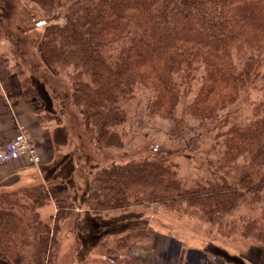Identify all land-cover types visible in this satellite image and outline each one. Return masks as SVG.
Instances as JSON below:
<instances>
[{"label":"trees","instance_id":"trees-1","mask_svg":"<svg viewBox=\"0 0 264 264\" xmlns=\"http://www.w3.org/2000/svg\"><path fill=\"white\" fill-rule=\"evenodd\" d=\"M7 1L6 7L0 6V33L22 57L10 70L9 58L0 54V81L9 90L10 75L19 68L15 70L19 94L37 98L42 86L48 88L37 63L62 85L60 96L53 88L50 95L60 100L61 108L67 103L79 116L84 135L78 138L87 142L90 152L84 162L91 161L96 171L86 187L90 208L156 202L171 209L184 202L189 208L199 207L204 220L226 224V214L258 202L257 215L239 219L244 223L242 233L255 239L264 257V0ZM12 3L20 16L19 23L9 21L16 39L3 25L4 19L12 18ZM25 45L40 62L24 57ZM22 64L26 70L32 67L34 77L25 75ZM194 81L199 83L195 91ZM256 85L261 95L252 103L246 96ZM243 92L245 115L229 122L224 113L227 107L235 108ZM186 95L191 97L187 106L191 115L203 125L219 127L214 136L218 164L243 157L247 164L240 173L229 174L217 166L204 182L186 185L176 174L171 154L193 146L196 136L184 147L152 144V149L144 142L121 156L95 154L96 144L114 151L121 148L125 125L138 124L141 117L158 115L175 122L177 105ZM151 122L140 121L142 126ZM31 193L38 203L49 196L43 185ZM23 206L19 214L0 209V260L48 264L51 228ZM56 207L57 222L66 206L57 201ZM202 256L190 249L185 262L200 264Z\"/></svg>","mask_w":264,"mask_h":264},{"label":"rangeland","instance_id":"rangeland-1","mask_svg":"<svg viewBox=\"0 0 264 264\" xmlns=\"http://www.w3.org/2000/svg\"><path fill=\"white\" fill-rule=\"evenodd\" d=\"M7 4V0H0V6L6 7ZM13 10L12 3V8L9 10L12 18L4 19L3 25L8 35L16 39L17 31L9 26V21L19 23L20 16ZM2 20L3 17L0 18V22ZM28 33L33 34L31 31ZM30 39L31 36L28 37V40ZM0 49L6 52V56L11 61L15 60V63L22 57L20 52L14 49L11 41L1 33ZM24 49L26 52L24 57L34 63H36L34 59L39 61L30 46L25 45ZM22 65L26 75V67ZM14 67L11 66L9 69L13 70ZM36 68L38 72L44 73V81L48 88L50 87L47 88L48 94L53 88L60 96L62 85L52 75L42 71L37 63ZM15 70L18 71L19 68ZM198 85V81L193 82V91ZM259 88L260 85H256L250 90L246 96L248 101L253 103L259 99L261 95ZM190 99V95H186L182 101H179L175 122L172 123L158 115L141 117L138 124H133L131 127L125 125L126 132L120 136L123 143L121 148H115L114 151L111 146L96 144L98 152L95 154L101 158H109L116 154L121 156L123 151L126 153L134 151L137 145L144 142L151 144L152 149L154 146L152 144L171 148L177 143L178 146L184 147L189 139L196 136L195 140H191L193 146L184 148L182 153L178 151L176 154H171V161L175 162L176 174L186 185L192 186L196 182H204L205 177L215 171L217 166L225 169L229 174L240 173L242 167L247 164L243 157H237L234 162L227 165L218 164L219 157L214 150V136L219 127L203 125L191 115L187 111ZM55 102L57 108L62 109L57 97ZM233 106L234 109L227 107V113H224L228 115L229 122L241 119L245 115L244 92ZM67 109L71 120L76 118L74 132H78L77 136L84 135V127L79 116L71 107ZM228 117L226 116L227 119ZM145 118L152 122L142 126L140 121ZM188 128L191 130L188 131ZM174 134H178V137L175 138ZM147 150L151 151V148ZM91 156H94V152ZM78 161L82 163L79 157ZM125 161L127 160L124 159L123 162ZM90 164L89 169H85V165L79 167L72 188L80 190H73L75 195L70 191L69 194L73 196L61 200L66 206L65 214L57 222L54 218L51 223L50 234L54 235V239L52 238L48 264H186L185 256L190 249L197 250L203 255L200 264H264V257L261 256L255 239L242 233L241 228L244 223L239 219V216L245 218V216L257 215L260 210L258 202L253 205L248 203L246 206L242 204L226 214V224H212L204 220L199 207L189 208L184 202L173 204L171 209L160 203L143 202L130 203L123 208L94 210L90 208L92 205L88 201V192L85 194L91 174L96 172L93 170V163ZM85 170H88L89 174H85ZM166 240L167 246L164 244ZM32 241L33 239L30 242ZM0 264L12 263L0 260Z\"/></svg>","mask_w":264,"mask_h":264},{"label":"crops","instance_id":"crops-1","mask_svg":"<svg viewBox=\"0 0 264 264\" xmlns=\"http://www.w3.org/2000/svg\"><path fill=\"white\" fill-rule=\"evenodd\" d=\"M1 53L6 55L0 49ZM9 65L14 67L15 60L9 59ZM31 68L26 70L27 76L33 74ZM10 79L9 90H5L0 81V143L9 141L22 125L31 134L37 152L35 158L22 156L0 164V209L19 214L24 212L23 205H26L27 211L36 214L38 221L51 227L57 201L73 196L70 191L75 195L73 190H80L72 188L73 181L81 165L89 169L90 163L84 162L90 155L89 146L83 139L79 140L78 132H74L76 118L71 120L67 111L70 106L65 102L62 109L57 108L47 86H42V78H39L42 90L37 98L21 96L17 76L13 73ZM38 185L46 187L49 194L39 203L30 195ZM11 200L14 201L11 206L4 204ZM28 221L35 224L32 219Z\"/></svg>","mask_w":264,"mask_h":264},{"label":"built area","instance_id":"built-area-1","mask_svg":"<svg viewBox=\"0 0 264 264\" xmlns=\"http://www.w3.org/2000/svg\"><path fill=\"white\" fill-rule=\"evenodd\" d=\"M36 147L31 134L20 125L15 135L7 142L0 143V164L22 156L36 157Z\"/></svg>","mask_w":264,"mask_h":264}]
</instances>
